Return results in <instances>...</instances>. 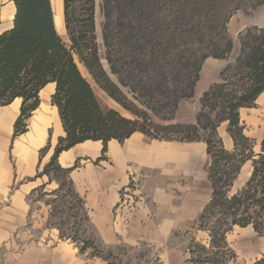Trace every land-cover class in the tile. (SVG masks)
<instances>
[{"label":"trees","instance_id":"trees-1","mask_svg":"<svg viewBox=\"0 0 264 264\" xmlns=\"http://www.w3.org/2000/svg\"><path fill=\"white\" fill-rule=\"evenodd\" d=\"M12 1L11 24L0 32V106L21 100L16 137L28 130L27 120L40 105L41 91L55 83L51 102L64 129L43 169L39 167L47 146L40 149L36 175L27 178H47L27 195L30 213L34 203L44 202L49 207L48 226L58 228L61 238L80 241L83 226L92 225L85 198L72 178L81 159L66 166L60 155L79 143L101 141L97 162L106 158L112 140H123L139 130L157 140L206 144L212 194L197 228L208 234V240L193 238L190 264L232 261L236 252L227 236L236 226H250L264 237V140L262 152L255 154L254 141L244 132L240 116V109L255 106L264 92V27L240 33V56L203 93L196 121L171 122L181 101L194 96L204 62L210 57L227 59L232 53L228 24L233 13L264 0H102V41L109 70L99 53L96 0H63L69 44L58 31L53 0ZM79 63L131 116L101 105ZM224 122L233 150L225 148L219 134ZM248 160H252L250 177L231 194L230 187ZM52 184L56 186L48 190ZM88 247L89 242L80 251ZM243 264H264V252Z\"/></svg>","mask_w":264,"mask_h":264},{"label":"rangeland","instance_id":"rangeland-1","mask_svg":"<svg viewBox=\"0 0 264 264\" xmlns=\"http://www.w3.org/2000/svg\"><path fill=\"white\" fill-rule=\"evenodd\" d=\"M56 2L54 3L53 0L55 13L61 7V1L56 0ZM101 3L102 0H96V33L100 57L105 68L109 70L102 41L104 18L101 12ZM11 12L10 0H2L0 13L3 17L0 18V31L8 28L11 24L9 23ZM254 26L264 27V3L255 7L248 4L233 13L228 24L229 34L234 40L232 53L227 59L210 57L204 62L201 79L194 96L181 101L174 120L171 122L196 121L203 93L211 84L219 80L220 72L228 63L236 62L241 52L239 35L247 28ZM61 35L69 44L67 33L65 36ZM84 70L86 72L84 76L92 84L103 107L115 108L122 114L131 116L96 84L85 67ZM114 80L117 81L115 76ZM43 99L51 104V97ZM243 108L246 109L242 111V114V108L240 109V116L244 132L254 141L253 151L255 154H259L262 152L264 140V106L255 103L253 107ZM153 119L157 122H165L156 116H153ZM218 130L225 148L233 150L234 142L228 132V123H222ZM57 143L58 140L53 146L50 156L51 142L49 141L46 145L40 170L49 161ZM152 143L159 148L158 155L155 156L153 152L146 156V161L149 160L151 163L150 167L134 174L137 176L136 181L132 180L129 184L131 192L128 191V193L133 196L129 208H134L136 211L135 226L118 228L117 231H121L116 242L108 244L102 239L98 229L94 226L92 212H90L86 198L81 193L85 198L92 222L91 226H83L82 229L85 231L81 232L78 238L81 242L61 238L58 228L48 226L49 207L44 202L34 203L33 211L30 213L31 205L26 201L30 205L26 223L22 227L16 228L10 238L0 244V264H190L188 261L189 247L193 238L203 243L208 240L206 232L198 231L197 218L211 196V187L207 178V167L211 160L206 153V146L202 142L163 141L157 143V141H153ZM38 156L40 157V151ZM98 162L95 163L99 164ZM82 163L83 159L80 161L81 166ZM249 171L251 174L252 160L246 161L241 167L230 187L231 194H235L243 188L250 177ZM36 173L37 171L30 177H34ZM41 181H47V178L44 177L36 181L26 179L25 182L32 189ZM55 186V184L48 185L47 189L51 190ZM121 192L125 193L126 191L122 190ZM114 215L116 218L118 214L115 212ZM227 239L236 252V257L227 264L249 263L264 252V237L259 236L250 226L245 228L236 226L229 232ZM87 242H89V247L83 252L80 251V248ZM28 246H37L42 250H39V253L27 252L26 254ZM97 251L101 252V255L92 254Z\"/></svg>","mask_w":264,"mask_h":264},{"label":"crops","instance_id":"crops-1","mask_svg":"<svg viewBox=\"0 0 264 264\" xmlns=\"http://www.w3.org/2000/svg\"><path fill=\"white\" fill-rule=\"evenodd\" d=\"M10 2L11 14H13L14 2L12 0ZM1 17L3 15L0 13ZM50 85L51 83L44 88L46 91L44 97L40 93V105L27 120L28 130L16 137H14L15 122L20 114L21 100L16 99L10 105L0 106V244L5 243L16 228L26 223L28 206L30 208L26 202V196L31 187H28L25 181L38 170L40 149L50 141L52 146L50 156L58 138L64 135L57 107L43 99H49L55 92V88L48 90ZM258 99L256 103L264 106ZM245 109H241V114ZM153 141L158 143L168 140L153 139L136 130L128 138L112 140L105 154L106 158L100 160L99 164L95 162L102 155L101 141L88 140L79 143L64 151L65 153L63 152L59 157L60 162L66 166L72 165L77 158L83 159L82 166L72 172V178L78 191L86 198L92 212L94 226L105 243L116 242L121 231H117L118 228L135 226L137 216L135 209L129 208L133 201V196L128 193V191L131 192L129 184L132 180L136 181L137 176L134 174L150 167L151 163L149 160L146 161V156L153 152L155 156L158 155L159 148L152 143ZM195 142H202L206 146L203 141ZM37 161H39L38 164ZM209 184L211 187L210 181ZM122 190L126 192H121ZM115 212L118 214L116 218ZM129 215L131 217H128ZM39 250L42 249L37 246H28L25 253H39Z\"/></svg>","mask_w":264,"mask_h":264},{"label":"bare ground","instance_id":"bare-ground-1","mask_svg":"<svg viewBox=\"0 0 264 264\" xmlns=\"http://www.w3.org/2000/svg\"><path fill=\"white\" fill-rule=\"evenodd\" d=\"M61 1V7L60 9H58L56 11V23H57V28H58V31H60L61 34H66V30H65V24H64V17H63V12H62V1L63 0H60ZM56 2V0H54V3ZM57 3V2H56ZM13 14H11V18H12ZM80 67H81V70L82 72L84 73L85 75V70H84V67L80 64ZM55 88V83H51V85L48 87V90L50 91L51 89H54ZM41 94H42V97H44V95L46 94V91L43 89L41 91ZM260 104H264V93L261 95V97L258 99ZM62 125V124H61ZM60 128V127H59ZM61 129V128H60ZM62 130V129H61ZM59 131V130H58ZM93 149V148H92ZM65 153V152H64Z\"/></svg>","mask_w":264,"mask_h":264}]
</instances>
